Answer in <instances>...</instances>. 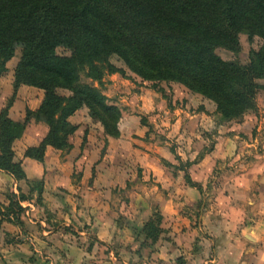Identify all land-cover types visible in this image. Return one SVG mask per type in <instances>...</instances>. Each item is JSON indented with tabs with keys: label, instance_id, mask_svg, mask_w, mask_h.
<instances>
[{
	"label": "crops",
	"instance_id": "0c3cea01",
	"mask_svg": "<svg viewBox=\"0 0 264 264\" xmlns=\"http://www.w3.org/2000/svg\"><path fill=\"white\" fill-rule=\"evenodd\" d=\"M14 69L8 63L7 74L0 76V113L14 94ZM170 84L185 89L191 102L204 98L181 83ZM43 98L44 91L21 85L9 117L25 121L27 110H36ZM78 114L69 120L77 125L75 134L86 133L90 142L84 145L75 141L69 151L47 146L42 161L26 156L48 132L41 122L14 141V159L27 180L0 169V264H264V224L259 219L264 169L259 174V159L242 168L236 159L228 162L241 150L235 140L239 135L219 129L212 146L199 156L205 146L200 137L205 143L210 137L198 134L199 113L175 118L173 125L184 127L177 134L191 140L176 152L158 144L137 145L125 129L134 116H123L120 135L112 137L102 124L99 131L91 128L89 114L80 124ZM252 118L245 117L239 126L244 129ZM97 134L107 138L104 151L93 141ZM212 178L221 183L219 193L200 206L201 188ZM40 180L43 191L37 193ZM14 193L26 195L18 217L6 212ZM156 213L162 219L153 242L142 229Z\"/></svg>",
	"mask_w": 264,
	"mask_h": 264
},
{
	"label": "trees",
	"instance_id": "16d2710c",
	"mask_svg": "<svg viewBox=\"0 0 264 264\" xmlns=\"http://www.w3.org/2000/svg\"><path fill=\"white\" fill-rule=\"evenodd\" d=\"M240 33L263 40L247 65L215 51H237ZM59 47L71 54H57ZM18 48L14 94L0 113V169L27 180L13 143L30 118L48 126L40 144L26 150L39 161L47 146L72 147L77 125L69 118L84 105L106 135H120V107L108 103L98 86L80 80L88 67L101 84L103 71L116 70L113 56L145 80L178 82L212 100L226 121L255 110L258 80L264 78V0H0V76ZM21 85L43 89L44 98L36 110H27L24 122H16L8 110ZM24 199L14 193L6 212L18 217ZM161 219L156 213L143 226L153 242Z\"/></svg>",
	"mask_w": 264,
	"mask_h": 264
},
{
	"label": "rangeland",
	"instance_id": "374dc122",
	"mask_svg": "<svg viewBox=\"0 0 264 264\" xmlns=\"http://www.w3.org/2000/svg\"><path fill=\"white\" fill-rule=\"evenodd\" d=\"M239 40L240 47L237 51H232L224 47H217L215 50L216 53L219 54L224 60H236L242 65H247L250 62L252 52L254 50H259L260 47H262L263 40L259 36H255L253 39H251L246 33H240ZM56 52L59 55L65 56L71 54V51L65 47L57 48ZM21 54L22 49L18 48L14 57L7 61L6 66L8 63H10V66L16 67ZM111 63L116 67V70L103 71L101 84L99 81L94 80L91 77L92 71L88 67L84 68L80 72V80L82 83H89L98 86L103 94L107 97L108 103L116 104L120 107L122 117L125 115L128 117H135L134 120H131L129 123L125 122V129L128 131V135L135 139V143L137 145L143 146V144H158L165 146L167 150H174V152H176L175 148L177 146H182L184 144L187 145L191 142V140H188L183 132L182 136L177 134V131L179 129L182 130L184 127L173 125L175 118H179L181 116L187 117L190 113H199L200 118L196 126L198 134L204 136L206 133L210 134L209 139H206V143L200 137L199 143L205 146L204 148H200L199 156L204 154L206 150L212 146L213 141L215 140L213 135L216 134L219 129H231V133H236L239 135L238 137H235V140L236 143L241 144L242 147H240L241 150H237L236 155H234L228 162L230 163L236 159L234 163L239 164V166H237L238 168H242L246 166L248 161H256L259 159L260 165L257 168H259V174L262 173L261 170L264 169V78L258 80L259 89L256 95V109L247 112L243 117V119L245 117L249 118V116L253 117L251 121L252 124L247 125V127L243 129V127H240L238 124L242 119L232 121H226L222 119L221 115L218 113L216 103H213L212 100L204 96V98H200V96L195 95L196 98H193L194 100L191 102V100L183 94L186 90L173 87L170 84L172 81L153 82L145 80L130 70L125 65V63L116 56L111 58ZM5 74H7V71ZM35 88L39 89L40 91H44L38 87ZM63 93L70 95L71 91L63 90ZM11 98L12 96L7 99L6 103L3 102V104L6 106ZM205 98L209 101L207 100L204 103L203 101ZM78 111V115H81V118L79 119L82 121L80 124H84L85 117H87L88 114L91 116L90 110L84 105ZM37 123L40 122L34 118H30V120L25 123V130L23 134L26 132L27 128H31ZM88 123L89 126L95 131H99V126L97 127V125L102 124L97 118L92 116ZM138 126L141 128V132H139V134L136 132V128ZM172 130L173 133H171ZM130 133H133V135ZM178 133L180 134V132ZM95 136L96 138L98 137V139L96 140L95 138L93 141H98L99 147H102V150L104 151L107 146L106 136L99 134ZM70 141L72 143L75 141H81L83 145L86 142H90L86 133H82V131L78 134L74 133L70 137ZM194 142H196V139ZM69 150L70 149L64 151ZM233 166L236 165L234 164ZM76 171L78 170H75V176L77 175ZM212 179L213 180H211L210 183L206 184L205 190L201 188L203 195L201 201L199 202L200 206H206L207 203H211L213 201L212 198L217 193H219V187L221 183L215 178ZM43 183V180L35 183L34 189L37 193H41L43 191ZM259 187V193L261 191L263 192L264 186L259 185ZM253 191L256 190L253 189ZM226 193L228 194V192ZM251 197L253 198L255 196L251 195ZM13 199L16 200L15 197H13ZM254 217V215L248 216L246 219L248 221V219ZM259 219H262L264 224V204L261 201H259ZM194 251H197V248Z\"/></svg>",
	"mask_w": 264,
	"mask_h": 264
}]
</instances>
